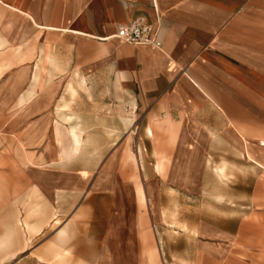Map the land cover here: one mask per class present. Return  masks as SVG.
I'll use <instances>...</instances> for the list:
<instances>
[{"label": "crops", "instance_id": "crops-1", "mask_svg": "<svg viewBox=\"0 0 264 264\" xmlns=\"http://www.w3.org/2000/svg\"><path fill=\"white\" fill-rule=\"evenodd\" d=\"M136 18L161 48L113 36ZM261 141L264 0H0V264H264V229L176 207Z\"/></svg>", "mask_w": 264, "mask_h": 264}, {"label": "rangeland", "instance_id": "rangeland-1", "mask_svg": "<svg viewBox=\"0 0 264 264\" xmlns=\"http://www.w3.org/2000/svg\"><path fill=\"white\" fill-rule=\"evenodd\" d=\"M92 111L90 109H82V115L88 116L89 112ZM108 113L112 116H121L124 113V110L121 109H109ZM69 136L71 137V143L73 136L71 133V129L69 131ZM243 143H246L242 141ZM264 141H261L260 144L263 145ZM80 143V142H79ZM65 144H69L68 141ZM80 147V146H79ZM133 153L135 154V141L132 142ZM79 149V148H78ZM77 149V150H78ZM259 156H257L256 162L249 155L248 159L251 160L258 167L264 169V151L261 150L259 152ZM129 153V158L132 160L133 164H136V157ZM146 163L148 162V158H144ZM229 164L220 165L222 172L220 174L217 172L218 166H213L211 172H208L204 175V187L201 189L202 196L204 197L203 203H194V204H184V197L187 196L184 192L177 190L178 204L176 205L178 212H190L187 213L188 217L186 219L195 223V214L197 209L203 208L209 212H214L218 214L220 217L224 218H240V221L244 223V227L246 228H262L264 229V170L247 164V162L241 160L238 162L236 159L229 158ZM263 165H261V164ZM30 165V164H28ZM136 166V165H135ZM137 167V166H136ZM214 168V169H213ZM214 170V171H213ZM148 176L151 177V173H147ZM116 176V174H115ZM115 181L124 182L120 184V186L127 185V182H132V174H122L120 178H113ZM153 178H149L148 180H152ZM122 189L121 191L124 192ZM166 192L169 194H173V192ZM142 194V192H140ZM200 195V196H201ZM195 197V195H193ZM217 203H216V202ZM194 202V199L192 200ZM170 204H164L162 207L168 208ZM174 207V206H173ZM172 209V206H171ZM40 212V211H39ZM9 213H13L19 216L18 208L10 205H5L0 207V236L3 235L6 237L5 241L7 242L9 236L12 237L16 234L23 235V231L19 227H17L12 223L9 224L7 220ZM182 213V214H183ZM181 214V215H182ZM180 215V219L184 220V217ZM180 222V220H179ZM25 222H19V225L23 226ZM178 223V222H177ZM52 228H55L60 225V220H58L56 225H53ZM171 225L172 222H171ZM174 226V225H173ZM24 227V226H23ZM164 227L161 223L158 228ZM177 228H183V224L180 223L176 226ZM1 242V241H0ZM0 248H2V244H0ZM4 248V247H3ZM155 252V263L159 264L158 253L153 248V250H148Z\"/></svg>", "mask_w": 264, "mask_h": 264}, {"label": "built area", "instance_id": "built-area-1", "mask_svg": "<svg viewBox=\"0 0 264 264\" xmlns=\"http://www.w3.org/2000/svg\"><path fill=\"white\" fill-rule=\"evenodd\" d=\"M114 37L132 44L161 48L159 27L153 26L144 18H136L126 24H118Z\"/></svg>", "mask_w": 264, "mask_h": 264}, {"label": "bare ground", "instance_id": "bare-ground-1", "mask_svg": "<svg viewBox=\"0 0 264 264\" xmlns=\"http://www.w3.org/2000/svg\"><path fill=\"white\" fill-rule=\"evenodd\" d=\"M262 146H264V142H263V145Z\"/></svg>", "mask_w": 264, "mask_h": 264}]
</instances>
